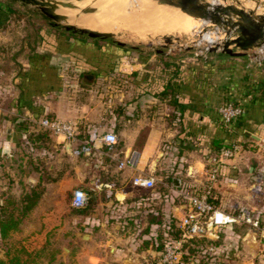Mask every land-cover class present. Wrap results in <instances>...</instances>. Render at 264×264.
Instances as JSON below:
<instances>
[{
  "label": "crops",
  "instance_id": "0c3cea01",
  "mask_svg": "<svg viewBox=\"0 0 264 264\" xmlns=\"http://www.w3.org/2000/svg\"><path fill=\"white\" fill-rule=\"evenodd\" d=\"M37 32L30 40L35 51L19 60H11L7 40L0 37V162H6L0 164V177L5 175L8 186L11 182L20 189H43L18 234L48 239L60 249L69 247L77 233L88 235L89 240L77 243L86 252L87 264H157L160 253L154 246L157 240L165 243L171 222L177 226L188 212L184 192L206 185L219 157L215 143H238V152L222 161L213 192L217 209L243 215V222L237 223L243 224V232L232 224L208 234L206 239L221 244L213 249L216 257L210 264H264V103L253 104L250 93L261 87L264 70L252 66L248 55L234 58L220 53L204 63L176 62L187 75L175 96L183 106L182 116L169 103L170 97L152 96L150 86L137 87L136 83L127 89L113 88V101L106 107L76 106L66 93L68 87H76L71 72H77L81 90L88 95L98 86V74L118 71L119 61L128 56L125 46L88 37L73 39L71 32L50 24ZM228 100L242 105L244 117L224 127L217 109ZM42 117L76 123L86 140L64 141L46 132L48 141H27L31 133L34 137L43 131L36 124ZM107 133L115 135V146L101 140ZM81 142L90 147L89 155L81 152ZM41 144L44 148L37 147ZM128 152L137 153L134 169L119 167ZM49 159L53 165L46 163ZM63 159L67 163L55 178V167ZM20 170L29 176L18 178ZM136 177L153 178L154 185L135 186ZM168 177L171 183L166 182ZM173 179L180 180L179 188L173 186ZM76 189L86 194L94 190V208L71 213L75 212L71 198ZM67 190L66 210L60 199ZM230 196L235 198L232 205L238 206L233 213L225 203ZM245 218L258 222L257 227Z\"/></svg>",
  "mask_w": 264,
  "mask_h": 264
},
{
  "label": "rangeland",
  "instance_id": "374dc122",
  "mask_svg": "<svg viewBox=\"0 0 264 264\" xmlns=\"http://www.w3.org/2000/svg\"><path fill=\"white\" fill-rule=\"evenodd\" d=\"M44 1H51L53 4L57 5L58 7L55 12L57 14L64 15L67 18L66 22H61L59 24L60 27L65 25H74L76 28H87L97 32L109 33L111 34V38L108 39V43L111 44L112 41L121 42L124 44L125 50L128 52V56L123 57V61H119L120 63L118 71L117 68H115L116 71L110 70V72L106 73L105 75L98 74V86L92 91V93H88V95L85 94L84 90H81L82 83H80L77 78V72H71V81H73L76 87H68L66 93L69 94L67 97H70L71 101L76 106H79L83 103H89L94 106L98 105L100 107L111 105L113 101V88L119 86L123 89H127V87H131L135 84L136 77L133 74L135 72H132L133 69H140L138 70L141 74L139 81L145 83L150 75L158 76L160 70L165 68V63H168L170 65L169 68L173 69V66H176V62L191 63V61L197 59L203 60V58L197 57H201L202 55L206 54V49L213 47L215 44H221L225 41V32L222 28L211 25L210 23L199 19L196 28L190 30L189 32L172 31L170 29L163 30L161 28L159 29L160 26H157V24L153 25V27H149L150 29L148 27H144L145 23H148L147 19H149V17L145 18L144 14H148L147 9L149 12L151 11L149 8L146 9L145 13H143L144 11L141 10L142 7L145 6L147 0H120V2L119 0H104L105 2L103 3L105 4L114 1L112 8L92 6V0H69L64 2L55 0ZM150 1L157 4L158 6L165 7L169 10H177L178 13H181L180 10L161 5L156 0H148V2ZM199 1L201 3H209L214 6L220 5L237 7L244 10L246 13H251L254 18L264 17V0ZM62 3L73 6V9L62 7ZM7 4L9 7H11L12 14L7 18V23L5 24L4 29H2V31L4 30V33H1L0 37L7 40V53L9 54L11 60H19L22 58L25 59L35 51V47L32 48V42L30 40L37 37L38 30L49 26L51 22L45 18L37 8L33 6L25 5L21 2H16L13 0H8ZM140 5L142 7H139ZM151 16L152 15H150V17ZM75 21H77L79 24H77ZM206 36L211 38V40L214 39V43H209L208 39L205 38ZM97 42L103 43L102 40H97ZM259 49L260 48L252 49L247 52L246 55L251 58H253L256 54L259 57H263L264 55L262 56L261 54H258ZM261 49L264 51V47ZM220 51L221 50L219 49L215 53H208L207 57L209 58L211 55L220 54ZM134 64H139L140 67L136 65V67L133 68ZM252 66H256L264 70V63H261V66H257L252 63ZM131 72L132 74L130 75ZM152 85L156 86L157 84L152 83ZM49 160L50 161H46V163H48V165H53V159ZM65 163H67V159H63L61 164H57L54 170L56 174L52 176L57 178V171L61 170L62 167L66 165ZM0 164H6V162L3 161L0 162ZM1 177L0 188H5L6 186V189L0 190V205L7 204L12 200L18 201L19 197L26 190L20 189L15 185H10L11 182L8 186V181L5 178V175ZM47 179V175H45L44 181L47 182ZM240 193H242L243 196V190ZM62 196V199H60L63 201L61 202V205H63L67 210L66 207L70 199V190L65 191ZM234 201L235 198H232L231 196L229 199L225 200L226 207L230 213H233L238 209V206L234 207L232 205ZM7 206H9V204H7ZM71 213L73 215L76 214L75 212ZM28 216L29 215H27L26 218ZM234 229L236 231L243 232V224H237ZM18 232L19 230L17 232L11 233L6 239L0 238V260H5L6 253L8 251L13 252L24 248L28 252L36 254V264L88 263L86 252L82 253L79 250L80 247L77 245V243H79L80 240L76 237H74L72 241L69 242V247H65L68 249V252L63 253L64 248L60 249V247H54L53 243L49 242L48 239L32 238L30 236L21 237ZM188 247V252H186L187 254H185L184 260H182L183 264L208 263L209 260L207 258L210 255L207 254V252L203 250V253L194 254L191 257L189 252L191 246Z\"/></svg>",
  "mask_w": 264,
  "mask_h": 264
},
{
  "label": "built area",
  "instance_id": "2783aa9c",
  "mask_svg": "<svg viewBox=\"0 0 264 264\" xmlns=\"http://www.w3.org/2000/svg\"><path fill=\"white\" fill-rule=\"evenodd\" d=\"M208 50L206 54L199 58L207 60ZM262 56L264 51L260 48L259 53ZM197 57V56H196ZM198 58V57H197ZM249 63H254L261 66L264 63V56L259 57L257 54L253 58L249 57ZM220 116L221 124L224 127H229L234 124L244 113L242 105L233 102H223L217 109ZM36 124L43 131L49 134L62 138L64 141H76L77 125L76 123L60 121L56 118L42 117ZM103 143L107 146H112L117 143L114 134L107 133L101 137ZM81 146L83 154H90V147L85 143ZM264 148V143H263ZM239 150L237 145L230 148H224L219 151V157L215 167L209 171V176L206 185L201 190H191L184 192L183 197L186 200L188 212L178 221L176 229L179 231V238L173 240L167 238L164 243L162 252L159 254L157 264H180L181 263V247L182 244L195 238H205L208 234L217 231L221 227H226L232 224L243 222V215H234L225 213L217 209L213 204V184L220 165L223 160L232 158ZM137 163V153L128 152L127 156L119 162L120 168L134 169ZM133 185L141 188H151L154 185L153 178L136 177L132 181ZM88 196L83 191L76 189L72 192L71 206L75 209H81L86 206ZM244 221L253 227H257L258 222H253L250 218H245ZM211 224L212 228L209 229Z\"/></svg>",
  "mask_w": 264,
  "mask_h": 264
},
{
  "label": "trees",
  "instance_id": "16d2710c",
  "mask_svg": "<svg viewBox=\"0 0 264 264\" xmlns=\"http://www.w3.org/2000/svg\"><path fill=\"white\" fill-rule=\"evenodd\" d=\"M0 7H2L1 9L3 11V13L0 16V27L3 26L2 29H4L5 24L7 23V18L12 14V9H11V7H9L8 4H4V3H0ZM50 26L52 27L53 25L50 24ZM70 35L73 39L86 37V36L79 35L78 33H70ZM124 51L126 52V50H124ZM203 61L204 60H202V59H197V62L204 63ZM164 66H165V68L160 70L158 76L150 75L145 83H142L141 81H139L140 76H141V74L139 72L133 73L134 76L136 77L135 83H136L137 87L142 86V85L143 86H150L152 89V92L150 90H149V92H151L152 96L161 97L163 99L170 97L169 103L171 104V106H173L175 109H177V111L180 112V114L182 116L183 106L179 102L177 97H175V96H177L179 94L180 88L182 85L181 83L184 81L183 78H185L184 75H186V74H183L182 64H180L178 66V68H177V66H173V67H175L174 69H170L169 68L170 65L168 63H165ZM187 69H189V68H187ZM152 83H156L157 85L153 86ZM256 92H258V94H259L257 97L255 96ZM250 93H252L251 101L253 104L256 101H260V102L264 103V80H263L261 87H259L257 89L250 90ZM246 95H248V94H246ZM224 102H233V101L228 100V101H224ZM233 103H235V102H233ZM242 116L244 117V115H242ZM242 116L235 122L236 124H238L241 121ZM220 123H221V120H220ZM24 128L25 127L22 128L23 131H26V128L25 129ZM77 129H78V133L76 135V138L81 140V141L86 140L85 138H83V135L81 132L83 130V128L80 126L78 127V125H77ZM33 134L34 133H31L30 135L27 136V138H26L27 141L32 142V143H34V141H36V142L37 141H40V142L41 141L42 142L48 141V134L45 131H42V132L40 131V132L36 133L34 137H32ZM246 137L248 138V136H246ZM33 139H34V141H33ZM249 140H251V139H249ZM237 144L238 143L218 145L215 143L214 148L217 149V151H220L221 149L230 148V147L237 145ZM115 145H113V146H115ZM37 147L38 148H42V147L44 148V145H42V144L37 145ZM79 148H81V147H79ZM0 156H3V154L0 153ZM1 160H2V158H0V161ZM34 169L38 170V172L43 171V168L39 169L38 166H35ZM18 174H17L18 178H27L30 173H27L25 170H20V172ZM166 182L171 183L172 177H168L166 179ZM86 192L88 194L86 206H85V208L83 207L82 209H75L76 214H80L81 212H85L86 210H91L96 205L97 196H96V193L94 192V190L89 189ZM41 195H42V189H36L34 186L32 189L26 190L25 192H23V194L19 197L18 201H16V200L10 201L9 203H7V204H9V206H7V204H1L0 205V238L1 239H6L11 233L17 232L19 230V227L21 226L23 220L26 218V216L31 212V210L39 202ZM212 201H213L214 206L216 207L218 203H217L216 196H215L214 192H213ZM224 228L225 227H221L217 231L220 232ZM171 229H172V231L170 233L171 237L169 236V238H171L173 240H177L179 238V231L176 229V225H175L174 221L171 222ZM233 229H234V227H233ZM163 246H164V243L157 240V244H156V246H154V250L157 251V253H161ZM188 246H191L190 247L191 249L189 251L191 254V257L194 254L203 253L202 252L203 250L205 252H207V254H209L210 256L207 258L209 261L206 264H210V260L212 259V257L213 258L215 257L212 255L213 249L218 248L219 246H221V244L218 241H212V240H209L206 238H195V239L189 240L186 243L182 244V247H181L182 257H181V263L180 264H183L182 260H184V256H185V254H187L186 252H188L187 251V248H189ZM35 262H36V254H32L31 252H28L24 248H21L20 250L13 251V252L8 251L6 253L5 260H0V264H36Z\"/></svg>",
  "mask_w": 264,
  "mask_h": 264
},
{
  "label": "water",
  "instance_id": "95a60500",
  "mask_svg": "<svg viewBox=\"0 0 264 264\" xmlns=\"http://www.w3.org/2000/svg\"><path fill=\"white\" fill-rule=\"evenodd\" d=\"M21 2L25 5H30L37 8L42 15L47 18L51 25L60 26L61 22H66L67 18L64 15L57 14L55 10L57 5L51 1L44 0H13ZM69 1V0H55ZM83 1V0H76ZM159 4L169 6L180 10L182 13L195 17L199 20L207 21L211 25L220 27L225 32V41L221 44H215L210 47L208 52L215 53L219 49L220 53L234 58L246 56L247 52L252 49L264 47V17L254 18L251 13H246L244 10L233 6H212L209 3H201L199 0H156ZM62 7L73 9V6L62 3ZM65 31L78 33L90 39L108 40L111 34L97 32L87 28H76L74 25H65L62 27ZM237 36L235 39L232 37ZM118 46H124L123 43L113 41ZM234 48V49H233ZM85 78V77H84ZM91 77H88V79ZM92 80V79H91ZM161 155H159L160 157ZM158 157V159H159ZM154 162L152 170L154 171L158 162ZM173 186L179 188L180 180L173 179ZM211 224L209 229H211ZM80 241L89 240V236L81 233L75 235ZM68 249L64 248L63 253H67ZM110 264V263H105Z\"/></svg>",
  "mask_w": 264,
  "mask_h": 264
},
{
  "label": "bare ground",
  "instance_id": "6f19581e",
  "mask_svg": "<svg viewBox=\"0 0 264 264\" xmlns=\"http://www.w3.org/2000/svg\"><path fill=\"white\" fill-rule=\"evenodd\" d=\"M92 1H93L91 3V4H93L92 6H96V7L101 6V7H106V8H112L113 7L112 4H114L113 3L114 1L106 3V4L103 3V2H105L104 0H92ZM87 2H89V1H87ZM119 2H120V0H119ZM142 4L144 5L143 2H142ZM212 6H214V5H212ZM217 6H219V5H217ZM139 7H142V6L140 5ZM147 8L151 9V11L149 12V10ZM146 9L148 12L147 15L145 13ZM166 9L167 8L162 7V6H158L157 4L153 3L152 1L148 2V0H147L145 6H143L141 9L144 11V12L143 11L142 12L145 13L144 14L145 18L149 17V19H147L148 23L147 24L145 23L144 27L149 28V27H151V26L153 27V25L157 24V26H160L159 29L161 28L163 30H169L170 29L172 31L174 30V31H180V32H189L190 30H193L194 28H196V25H198L197 23L199 20L197 18L186 15V14L185 15L181 14L182 12L178 13L177 10H169V9L166 10ZM150 15H152L151 16L152 18L150 17ZM143 19H144V17H143ZM150 19H151V21H150ZM75 22L77 23V21H75ZM95 22H97V21H95ZM205 22H207V21H205ZM207 23H209V22H207ZM77 24H79V23H77ZM236 37L237 36H234L231 39H235ZM205 38L208 39L209 43H214V41H213L214 39L211 40V38H209L208 36H206Z\"/></svg>",
  "mask_w": 264,
  "mask_h": 264
},
{
  "label": "flooded vegetation",
  "instance_id": "af4514ba",
  "mask_svg": "<svg viewBox=\"0 0 264 264\" xmlns=\"http://www.w3.org/2000/svg\"><path fill=\"white\" fill-rule=\"evenodd\" d=\"M88 80V79H87Z\"/></svg>",
  "mask_w": 264,
  "mask_h": 264
}]
</instances>
